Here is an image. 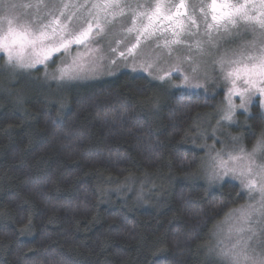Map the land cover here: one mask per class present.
I'll return each mask as SVG.
<instances>
[{
  "label": "trees",
  "instance_id": "16d2710c",
  "mask_svg": "<svg viewBox=\"0 0 264 264\" xmlns=\"http://www.w3.org/2000/svg\"><path fill=\"white\" fill-rule=\"evenodd\" d=\"M3 68L0 264H226L210 249L248 197L203 179L206 152L192 140L222 92L129 72L64 88L41 69ZM258 117L246 138L264 133Z\"/></svg>",
  "mask_w": 264,
  "mask_h": 264
},
{
  "label": "snow or ice",
  "instance_id": "6c2138e0",
  "mask_svg": "<svg viewBox=\"0 0 264 264\" xmlns=\"http://www.w3.org/2000/svg\"><path fill=\"white\" fill-rule=\"evenodd\" d=\"M20 8H33L39 18V10L48 8L42 2L35 4H17L14 0H0V53L5 59V66L12 71L19 69H36L37 66L46 69L49 64H56L59 60L62 66H57V73L53 78L58 81H71L81 78L86 67L85 58L90 57L96 49L89 46L94 31L102 30L99 20L95 24L88 23L86 27L70 30L68 23L75 14L69 12L65 20V10L83 8L94 19L128 15L126 31L135 33L134 42L127 47V52L132 55L139 50L141 57L138 67L148 72L153 79L159 80L165 89L180 87L173 80H183L184 86L204 87L212 80L211 71L218 69L227 82L225 101L227 108L217 121L233 122L237 108L248 111L247 105L253 99L264 97V0H206L199 4H189L188 0H177L174 4L167 0H152L151 3H122L121 0H93L76 4H61L58 9L53 6V11L45 15L48 22L35 23L18 14ZM191 10V11H190ZM197 16L204 24L206 40L196 39L189 44L181 37L187 32L188 36L194 35L189 29H199ZM242 24L251 34L250 40L240 39L239 32L232 41L235 47L220 53L211 50L219 47V41L214 39L213 33L230 34L231 29ZM157 33H169L170 39L165 38L156 43V48L161 52L153 51L147 41ZM75 55H72L73 48ZM85 51H79V47ZM175 48V55L173 50ZM166 50V51H165ZM195 50V51H194ZM115 53L116 49H112ZM124 57L125 52L117 53ZM72 56L67 63L62 57ZM167 57L169 66L153 68L154 64L165 63ZM112 60L111 63H115ZM137 65H133L136 70ZM152 69V71H149ZM186 69V70H185ZM153 72L156 75H153ZM193 81H197L193 85ZM239 99L237 105L234 99ZM234 142L232 151L223 153L215 151V156L210 158L214 162L208 169L209 182L225 181L226 178H239L243 187L249 192L260 195L259 207L248 205L239 210L241 225L235 231L243 233V225L250 223L251 217L259 214L264 217V133L247 149L237 136L231 137ZM227 156V159L224 158ZM259 156L260 162H257ZM247 231L253 232L251 227ZM254 234V232H253ZM249 238H238L230 247L219 250L210 249L215 255L221 257L226 264H264V249L259 256L250 251Z\"/></svg>",
  "mask_w": 264,
  "mask_h": 264
},
{
  "label": "rangeland",
  "instance_id": "374dc122",
  "mask_svg": "<svg viewBox=\"0 0 264 264\" xmlns=\"http://www.w3.org/2000/svg\"><path fill=\"white\" fill-rule=\"evenodd\" d=\"M17 4H35L37 2H42L44 5H47L48 8H41L39 10V18L35 14L36 10L33 8H20L17 10L18 14L35 21V23H47L48 17L45 15L48 11H53V6L56 9L59 8L61 4H82L87 2L91 4L93 0H14ZM122 3H131L135 4L145 3L149 4L152 0H121ZM167 3L173 4L172 0H167ZM75 12L72 15L71 19L67 21L68 28L70 30L78 29L80 27H86L88 23L95 24L97 19L99 20L100 28L102 30L94 31L92 34V39L89 42V46L93 49H96L90 57L85 58L86 67L84 69V73L82 74L81 78L71 80V81H58L53 77L58 75L57 73V66H62L61 61H57L56 64H49L46 71L48 73L47 76L51 77V80L61 84L62 87H73V86H81L85 85V83H92L97 81L106 80L112 77H115L118 74L123 72H129L136 75H142L153 79L152 76L148 74V72L142 71L138 65L140 63L141 57L139 55V50L134 52L132 55H129L127 52V47H130L131 42H134V35L135 33H128L126 31V26L128 24V15L125 16H117L115 19L108 17L107 19L103 17H98L94 19L93 17L89 16L87 11L83 8L80 9H67L65 10V16L61 17V20L64 21L65 17H67L69 12ZM199 29H189L194 33L192 36H188L187 32L181 38L186 40L187 43L191 44L196 39L206 40L207 36L205 35V29L203 23H198ZM239 32L240 39L250 40L251 34L245 30L244 25L239 24L236 28L231 29L230 34L225 35L223 31L221 33H213L214 39L219 41L218 49L214 48L211 51L213 53L217 52H224L227 49L235 47L236 45L232 43V41L236 38V33ZM165 38H171L169 33H157L153 37H151L147 43L149 47L155 52H161L160 48H156V43L162 42ZM127 46V47H126ZM112 49H116L114 53ZM81 52H84V47H79L78 49ZM76 48L74 46L72 50V55H75ZM120 51L125 52L124 57H119L117 53ZM166 51V50H165ZM195 51V50H194ZM175 48L173 50V55H175ZM3 56V53H0V57ZM72 56L62 57L67 63L71 62ZM165 63L157 65L154 64L153 68L160 67V68H167L169 66V61L167 57H163ZM112 60H115V63H111ZM0 64L4 66V71L9 72L11 74L19 76L26 75L27 73L36 71V69H19L17 71H12L11 68L5 66V59H0ZM137 65L136 70H133V65ZM39 69L45 71L43 66H37ZM186 70V69H185ZM152 71V69H149ZM45 75V72H44ZM153 75H156L153 72ZM211 76L213 77L212 80L205 83L204 81H199V83L204 84V87H195V86H184L183 80H173L174 84H179L180 87L172 88L174 91L179 92H186L192 94H200L209 99L212 98L214 95L222 92V99L220 103H215V105H211V109L207 110L205 114H203L201 121H199L196 125V130H194V135L192 140H194V144L196 146H202L204 151L206 152V158L204 159L205 162L201 168V176L206 178L209 184L219 186L224 184L225 182H230L238 185V187L246 194L248 197L247 202L245 203V207L248 205H255L259 207L258 201L260 200V195L257 192L249 193L241 184L239 178L232 179L226 178L225 181L219 182H209V173L208 169H210L214 162L210 158L211 156H215L216 152L211 151L214 148L216 151H221L223 153L232 151L233 141L231 139L232 136H237L240 138V143H242L247 149H251L252 145L257 141V139L261 135H255L253 138H246L244 136L245 131H249L250 129L247 128L246 119L249 118L252 114H255V111L258 112L259 120L257 123V128L262 127V121H264V97H259L257 94L258 99H253L247 105L248 111H244L242 109L237 108L235 110V115L233 117V122H224L221 121L220 124H217V121L220 120L221 115H223L224 110H226L227 105L225 101V96L227 94V87L225 86L227 82L223 79L222 74L218 69H213L211 71ZM156 80V79H153ZM160 82L159 80H156ZM193 85L197 83V81L192 82ZM161 84V83H160ZM65 88V87H64ZM234 102L238 105L240 100L234 99ZM259 134V133H258ZM227 159V156H224ZM257 162H260L259 156L257 158ZM143 185L147 189L148 181L143 182ZM147 186V187H146ZM140 188V187H139ZM142 189H138L140 192L139 195L142 193ZM156 189L150 187L151 194ZM150 192H144L143 196L150 197ZM142 195V194H141ZM141 199V198H140ZM239 210V209H237ZM225 225V232H223V236L219 238L221 235H217V239L223 245L222 248L230 247L238 238H249L248 243L250 246V251H253L255 255L259 256L261 254L262 249H264V217H261L259 214H256L251 217L250 223L248 225H243L245 231L243 233H237L235 229L241 225V217L239 211H234L231 215H229L224 222ZM251 227L253 232L247 231V228ZM220 244V243H219ZM221 246V245H220Z\"/></svg>",
  "mask_w": 264,
  "mask_h": 264
},
{
  "label": "flooded vegetation",
  "instance_id": "af4514ba",
  "mask_svg": "<svg viewBox=\"0 0 264 264\" xmlns=\"http://www.w3.org/2000/svg\"><path fill=\"white\" fill-rule=\"evenodd\" d=\"M173 1V4L177 2V0H172ZM202 2H206V0H188V3L191 5V4H199V3H202ZM191 11V10H190ZM197 23H203L199 16H197Z\"/></svg>",
  "mask_w": 264,
  "mask_h": 264
}]
</instances>
